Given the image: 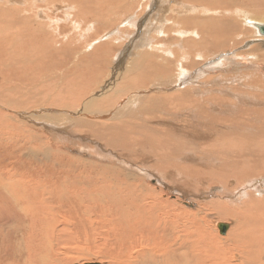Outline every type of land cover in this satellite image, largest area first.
<instances>
[{
	"label": "rangeland",
	"instance_id": "374dc122",
	"mask_svg": "<svg viewBox=\"0 0 264 264\" xmlns=\"http://www.w3.org/2000/svg\"><path fill=\"white\" fill-rule=\"evenodd\" d=\"M20 1L22 0H4L0 4V13L2 9H5L3 13L11 17L8 27H0V50L2 52V55L0 54V62H3L0 63V97L5 100L16 98L20 100V96L26 94L32 96V99H36L37 104L30 102L29 104H23L20 108L9 110L2 106L3 104L0 102V158L8 154V157L5 158L6 161L9 163L13 162L14 165L16 163L17 154L12 150L10 144L7 143L20 139L13 126L15 121H12L13 119L11 118V116H15L21 122V125L25 127L22 129H27L28 134L31 135L32 147L35 146L36 150L38 146L37 154L31 158H24L28 149L21 150V156H18L23 162L21 164L27 168L31 164L32 166L36 165L35 170L38 178L43 183L47 182L45 185L48 182H53L52 185L59 182V185L63 183L62 186L65 190L70 186H83L85 188L94 186V182H101L98 177L99 170H92V168L87 170L84 165L89 167V165L95 163V166L104 165L106 168L110 166L109 168H116L117 172H128L133 177H137L145 186L164 192L165 196L163 198L174 199L180 204L184 205L187 200H189L188 202L198 200L199 204L202 202L207 204L208 201V203H212L213 208L211 207L206 211V217H210L211 222L214 224L216 236L220 239H226L227 236L232 235L227 245L223 247L226 255L221 250L219 256L226 260V264L235 263L239 257V250L234 249L233 244L239 245L247 241L249 232L254 229L260 231L261 224L257 216L260 213L257 211V206H253L249 202L243 206V202L248 199L247 192L252 191L251 189H256L254 191H256L258 198H264V173L252 174V169L246 166L245 170L247 169V172H251L243 175V177L252 176V179L248 183L239 185L240 181L233 178V174L236 175L239 169L237 166L239 164L237 161L239 160L234 159L232 164H230L233 174L228 173L225 176V173L230 172V170L225 172L224 167L209 166L210 164L195 166L198 163L195 158H181L179 162L172 158L177 156V154L173 155L175 149L186 154L187 150L193 147L185 139L192 140L191 132L194 133L196 130L195 126L198 122L192 123V120L197 119L199 113L206 114L205 111H207L206 115H213L207 108H203L205 111L201 109L199 113L193 112L194 105L201 102L199 99L202 101H205L206 98L228 99L231 101L230 105L220 103L216 105L215 109L218 111L224 109V113L233 115L239 120L243 117L252 116V120L250 119L249 121L250 125L256 127L259 124L262 119L260 112L264 109V36L259 34L258 31L255 32L249 22H244L245 27L241 25L240 27L245 28V31L240 36L235 37L234 40L237 42L234 45L212 52L207 58L203 59L206 55L203 57L199 55L189 56L185 50H182L181 45L184 40L191 38L189 35L191 27H182L180 24L173 22L174 18L182 13L191 14V16L203 15L204 17L222 15L219 9L209 6L206 8V13L201 12V8L204 7L197 4L196 0L184 1L182 2L184 5H181L178 0H147L144 1V7H141L143 2L139 1V3L136 2L133 5L134 8L131 12L128 11V8L122 7L121 13L117 14L112 11L116 10L121 2L117 5V2L104 1L100 6L103 12L102 17L101 15L97 16L95 22H90V19H86V23H79L80 19L74 18L79 11H76L77 8L74 9L69 4L55 3L50 6L48 3L46 6L43 0H25L27 2L26 10L32 9L33 3L44 8L41 14L32 9V13H29V18H22L26 27L36 30L35 45L37 47L40 46V51L44 53V55L40 56L41 60H44L42 62L38 60L36 52L30 51L26 47L20 49L22 45L20 41L21 26L23 27V25L12 11L14 8L21 9L19 6ZM205 3H207V0L201 1V4ZM257 6L260 5L248 6L244 7V9L248 10ZM165 7H168V10H164ZM109 8L111 9L110 11H108ZM48 13H50V16L52 13L57 14V26H46L44 28L46 30L39 31L38 25L42 21H48ZM253 15L252 13L248 15L247 11H244L243 15H237L235 12L232 14L236 18L244 16L246 19ZM251 18L257 19L256 16ZM74 19L76 20L74 21ZM239 20L241 21V19ZM5 24H8V22L0 18V25ZM40 38L44 40L40 42ZM178 38H182L183 41L181 40L180 42ZM45 40H47V43L42 44ZM139 40H144L143 44L134 47V43ZM54 49L57 52L67 49V53L62 57L58 56L54 63L53 61L47 62L51 56V51ZM180 52L184 58H181ZM136 53H139V57L143 59L140 58L139 60ZM132 57H134V60L137 58V61L134 64H130L132 67H129V69V60ZM192 62H198V64L191 66ZM180 68L187 75H185L186 80L179 86L168 87L166 82L162 84L157 77L163 72L169 77V82H172L181 71ZM59 73L61 75H58ZM132 80L134 83L130 82ZM138 81L140 82L138 83ZM196 81L197 83L199 81L202 82L196 86ZM189 84L195 85L188 90L191 95L189 96L185 93L181 94L179 98L182 102L192 105L184 110L183 108L181 110L178 108L177 111L174 108H166L165 110L159 108L158 105L161 102L167 101L164 95H169L172 92L174 93V91L180 93L186 90ZM238 87L244 89L240 90ZM236 90L237 92H235ZM99 93L100 96H97ZM206 94L212 95V97H207ZM133 95H141L148 98L136 105L137 118L135 115L130 119L127 126L122 130V138L120 140L116 139L113 144L109 135L98 133L95 127L87 129L80 123L75 124L81 117L109 123L113 120L110 119V116H115L118 112L125 111L123 105L128 102V99L134 97ZM54 97L61 98L57 100L62 104L55 100V104H53L52 98ZM137 97H134V99H137ZM96 99H99V101ZM90 100H94V103L90 104ZM156 100H160L158 104H154L156 105V110L151 109V114L148 111H143L140 114L142 108L149 107ZM93 104L95 105L93 106ZM14 105L19 106V103H14ZM90 105L93 106L91 108L93 111L97 109L101 114L82 113L83 108ZM117 110L119 111L116 112ZM163 111H169L167 114L172 116L165 118V112ZM57 112L65 113L67 116H64L67 119L59 122V125H53L51 122L50 124L46 123L48 119H45L44 116L48 114L57 115ZM101 115L103 117L108 116V120H106L107 118H102ZM24 117L35 119L38 122L37 126H32V123L28 122ZM142 117L144 118L143 120ZM210 117L208 116L207 119ZM143 121L149 125L156 124L157 127L163 129L168 140L165 141L163 137V146L158 147V144L155 145L156 151L162 155H156L158 159L155 165L158 166V163L160 165L163 164L161 167L162 172L168 168L165 174L175 175L173 179L176 176L179 177L178 181L163 178L160 176V172L155 171L157 169H152L155 159L153 156L149 157L144 150H149V142H157V138L160 136H154V139L151 140L146 133V137H142L139 132L141 128L137 124ZM232 122L238 121H227L224 124L218 123L217 126L225 128V126L234 127L241 125H233L231 124ZM75 125L78 126L76 127ZM185 125L191 126L187 127ZM6 127L9 128L4 132ZM50 128L53 130L51 131ZM186 130L188 131L186 132ZM58 131H61L60 135ZM114 131L116 133L120 132V130ZM32 133L34 141L32 140ZM21 135L20 144H23L25 138L22 133ZM225 135L227 134L225 133L224 137H226ZM195 136L197 141L198 134L195 133ZM251 136L248 129L244 132L243 138L247 139L251 138ZM223 139H221V142L225 140ZM160 141L161 139H159L158 143ZM198 142H200L201 146H204L211 144L212 141L199 139ZM216 143H219V141ZM26 144L29 147V144ZM226 146L230 149L236 148L237 145L232 143ZM110 147L120 156L125 157V159L115 155ZM152 150H154V146H152ZM222 150L227 149L222 146ZM109 151H112V153ZM139 152L143 155L139 156ZM247 153L246 151L244 156ZM165 155H173L169 162L176 165L169 167V164L164 162L167 159ZM247 157L250 158L251 156L247 155ZM180 161H183L182 165L193 164L196 168L193 166V170L186 169L180 164ZM82 164L84 165L82 166ZM177 164L180 165L175 171ZM149 166L150 168L148 169ZM2 172L4 171L0 168V176ZM43 174L45 175L43 176ZM91 176L93 178H90ZM159 177L160 179H158ZM221 177L228 180L224 182ZM77 178H80L84 184H78L75 181ZM66 179L70 181L67 182ZM164 183L167 185L166 187L162 185ZM99 186L104 185L100 183ZM169 186H171V189L168 190L167 187ZM234 187H238V189L233 190ZM74 220V225L72 227L71 225L68 226L70 239H67L66 243L73 247L78 244L76 242L78 240L77 237L81 236L82 239L84 238L81 243H87L89 249L95 255L98 251L104 255L96 241L100 232L99 229L95 230L94 228L96 222L90 225L84 218L78 217L74 218ZM218 222H225L229 225L224 234H220L221 232H219L217 227ZM86 229H92V232L87 237L88 241L84 237ZM231 252H233L232 255ZM258 259V262L262 261L260 264H264V257ZM97 261L92 256H86L69 260L66 264H111L105 260Z\"/></svg>",
	"mask_w": 264,
	"mask_h": 264
},
{
	"label": "bare ground",
	"instance_id": "6f19581e",
	"mask_svg": "<svg viewBox=\"0 0 264 264\" xmlns=\"http://www.w3.org/2000/svg\"><path fill=\"white\" fill-rule=\"evenodd\" d=\"M43 1L46 6L48 3L50 6L55 3H63L71 5L74 9L77 8L76 11L78 10L79 12L74 18H79V23H86V19H90V22H95L97 16L101 15L102 17L103 12L100 9V6L104 1L117 2V5L121 2L116 10L112 11H115L117 14L121 13L122 7L128 8V11L131 12L134 8L133 5H135L136 2L139 3V1L143 2L141 7H144V1L147 0ZM178 1H180L181 5H184L182 2L188 0ZM201 1L203 0H196L197 4L203 5L204 7L201 8V12L206 13V8L209 6L214 9H219L222 15L204 17L203 15L191 16V14L182 13L180 16L174 18L173 22L180 24L182 27H191V30H189L191 38L184 40V45H181L182 50H185L189 56L199 55L200 57H203L206 55L203 58L205 59L212 52L234 45L237 42L234 40L235 37L240 36L245 31V28L240 27V25L245 27L244 22H249V24L255 29V32L258 31L259 34L264 36V33L262 32L264 28V0H207V3L205 4H201ZM1 2H4V0H0V4ZM20 2L19 6L21 9H12L15 17H17L23 25V27L21 26L22 32L20 34V41L22 44L20 49L26 47L30 51L32 50L36 52L38 60H41L40 56L44 55V53L40 51V46L37 47L35 45L37 36L36 30L31 27H26L22 18H29V13H32V9H34L38 14H41L44 8H41L38 4L33 3V8L26 10L27 2L25 0ZM255 5L260 6L252 7L248 10L244 9V7ZM4 10L5 9L1 10L0 18L5 19L8 24L0 25V27H8L11 19L10 16L3 13ZM110 10L111 9L109 8L108 11ZM164 10H168V7H165ZM244 11H247L248 15L249 13L254 14L253 16H256L257 19H252L251 17L253 16H249L247 19L244 18V16L242 18L232 16L234 12L237 15H243ZM56 15L57 14L52 13L50 16V13H48V21H42L39 23V31L46 30L44 29L46 26H57ZM239 19H241L242 22ZM75 20L76 19H74V21ZM58 29L60 28L58 27ZM41 40L44 39L40 38L39 41L41 42ZM178 40L181 42L182 38H178ZM143 42L144 40H139L137 43L135 42L134 47L140 46ZM45 43H47V40L42 42V44ZM42 50L44 51V49ZM66 53L67 49L61 52H57L56 49H54L51 51V56L48 58L47 62L53 61L54 63L58 56L62 57ZM0 54L2 55L1 50ZM139 55L140 54L138 53L137 56L140 60L141 57H139ZM180 56L181 58H184L181 52ZM136 59L134 60V57H132L129 60L128 68L132 67L130 64H134L135 61H137ZM41 61L44 62V60ZM196 64H198V62H192L190 65L194 66ZM180 70L181 71L178 76H176L173 80L171 79L172 82H169V77H167V75L163 72L157 77L162 84L166 82L168 87L179 86L186 80L185 75H187V73L182 72L181 68ZM58 75L61 74L59 73ZM20 79L23 81L22 78ZM202 81H199L198 83L200 84ZM130 82L132 83L133 80ZM139 82L140 81H138V83ZM198 83L196 86H198ZM193 86L195 85L189 84L186 90H183L180 93L174 91V93L172 92L169 95H164L167 98V101L161 102L158 105L159 108L161 110L174 108L175 111H177L178 108L180 110L183 108L184 110L186 107L192 105L182 102L179 97L181 94L185 93L190 96L191 92L188 90ZM243 89L244 88H241L240 90ZM235 92H237V90ZM239 94H241V92H239ZM206 95L207 97H212V95ZM97 96H100V93L97 94ZM136 96H138L137 99H134ZM20 97V100H18V98L5 100L0 97V102L3 104L2 106L9 110L20 108L23 104H29L30 102H35L34 104H37L36 99H32V96L30 95L22 94ZM134 97L128 99V102L123 105L125 108L124 112H118L119 110H117L116 112L118 113L115 116H110V119L113 120L109 123L105 121H96L95 119L90 120L87 119L88 117H81L75 124L80 123L87 129L95 127L98 133H106L109 135L111 137V143L113 144L116 139L120 140L122 138V130L127 126L130 119L135 115L137 118L136 105L148 98L142 97L141 95H135ZM31 99L32 101H30ZM57 99L61 98H52L53 101L55 100L56 102L62 104ZM96 100L99 101V99ZM199 100L201 102L194 105L193 112L195 111L196 113H199L201 109L207 108V110L213 113V115H206L207 111L203 109L206 114L199 113L198 118L192 120V123L198 122L195 126L196 130L194 133L188 129L192 133V140L185 138L186 141L188 140L187 142L193 147L188 149L186 154L175 149L173 151V155L177 154L176 158H172L173 155H165V158L167 159H163L164 162L168 163L169 165H167L171 167L173 164L169 162L170 158L177 160V162H179V159L181 158H195L198 162L195 166L210 164L209 166L215 165L216 167H224L223 169L225 172L230 170V172H224L225 176H227L228 173L233 174L230 169V164H232L234 159L239 160L237 161L239 163L237 165L239 167L237 174H233L235 176H233V178L240 181L239 185L248 183L252 179V176L243 177V175H247L251 172H247V169L245 170L246 166H249L252 169V174H260V172L264 173V109L260 112L262 114V119L259 124L254 127L250 125L249 122L250 119L252 120V116L243 117L239 120L233 115H227L228 113H224V109L221 111L215 109L216 105L220 103L230 105L231 101L228 99L206 98L205 101H202L201 99ZM55 101L53 104H55ZM242 101L244 100L242 99ZM159 102L160 100H156V102H152L149 107L146 106V108H142L140 114L143 111H148L149 114H151L150 110H156V105L154 104H158ZM14 103H19V106L14 105ZM92 103H94V100H90V104ZM38 105H40V103H38ZM94 105L95 104H93V106ZM93 106L90 105L83 108L82 113H90L93 115L95 113L100 115V111L98 112L97 109L96 111H93L91 109ZM168 112L169 111L165 112V118H170V116H172H169L167 114ZM57 113V115L48 114L47 116H44L45 119H48L46 123L50 124L51 122L53 125H59V122L67 119V115L65 113ZM208 116L211 117L207 119ZM107 117L108 116H102V118ZM11 118L13 119L12 121H15L13 126L20 139L18 138L15 141L7 142L10 144L12 150L17 154L15 165L13 162L9 163L6 161L5 158L8 157V154H6L3 158H0V168L4 171L0 176V264H66L69 260L86 256H92L94 259L98 260L97 262L105 260L111 264H226V260L223 259V257L221 258L219 253L222 250L226 255L223 247L227 245V242L231 239L230 236L232 235L227 236L226 239H220L216 236L214 224L211 222L210 217H206V211H208L211 207L213 208L212 203H208L207 201V204H204V202L199 204L198 200L192 202H188L189 200H187L184 205L180 204L174 199L169 200L167 197L163 198V196H165L164 192L159 189V191H156L151 187L145 186L137 177H133L128 172H117L114 167L109 168V166L106 168L104 165L95 166V163L89 165V167L84 164H82V166L84 165L87 170L90 168H92V170H99L98 177L101 181L100 183L104 186H99L100 183L94 182V186L89 188H85L83 186H70L67 190H65L62 186L63 183L62 185H59L58 182L52 185L53 182H48V184L45 185L47 182L43 183L38 178V174L35 170L36 165L32 166L31 164L28 168L22 166L21 163L23 162L20 160V157H18L21 156V150L28 149L24 158H31L37 154L38 146L36 150L35 146L32 147L33 145L30 139L31 135L28 134L27 129H22L25 127L21 125V122L15 116H11ZM24 118L28 122L32 123V126H37L38 122L35 121V119ZM143 119L144 118L142 117V120ZM106 120H108V118ZM227 121H238L232 122L231 124L241 125L234 127L225 126V128L217 126L218 123L224 124ZM8 124L10 125L9 122ZM137 125L141 128L139 132L144 138L146 137V133L151 140L154 139V136H160L157 138V142L150 140L149 150L144 151L148 153L149 157L153 156L155 159L152 169H157L155 171L158 173L160 172V176L163 178H168L169 180L173 179L175 175L165 174V171L168 169L167 167V169L162 172L161 167L163 164L160 165L158 163V166L155 165L157 162L156 160L158 159L156 155L162 156L161 153L156 151L157 149L155 148V145L158 144L157 146L161 147L163 146V139L165 138V141L168 140L163 129L157 127L156 124L149 125L145 121L138 123ZM248 125L250 126L248 127ZM185 126L189 127L191 125ZM8 128L9 127H6L4 132H6ZM67 128L69 127L67 126ZM248 129L252 135L251 138H243L244 132ZM50 130L52 131L53 129L50 128ZM114 130H120V132L116 133ZM188 130H186V132ZM60 132L61 131H58L59 135ZM21 133L25 138V142L23 144H20V140L22 139ZM195 133L198 134L197 141L195 140ZM225 133L227 134L225 135L226 137L229 136L228 138L224 137ZM33 136L34 135L32 133V140L34 141ZM223 138L226 139L224 140ZM159 139H161V141L158 143ZM199 139L212 142L209 145L201 146L200 142H198ZM221 139L224 141L221 142ZM217 141H219V143H216ZM26 143L29 144L30 148ZM232 143L237 145L236 148L228 149L226 145ZM152 146H154V150H152ZM222 146L227 150L221 151ZM246 151L248 152L247 155L251 156L250 158H248L247 155L244 156ZM109 152L112 153V151ZM113 153L125 159V157L120 156L114 149ZM46 154L48 155V153ZM141 155L143 154L139 152V156ZM182 162L183 161H180L181 165ZM180 164H177V167L174 169L175 171L178 169V165ZM182 166L186 167V169L193 170L194 165L183 164ZM117 174L123 175L118 176ZM44 175L45 174H43V176ZM180 175H182V173H180ZM90 178H93V176ZM178 178L179 177L176 176L173 180L178 181ZM158 179H160V177ZM221 180L226 182L228 179L221 177ZM75 181L78 184H84L80 178H77ZM164 184L162 185L166 187L167 185ZM39 187H41V189H39ZM167 188L169 190L171 189V186ZM234 189H238V187H234L233 190ZM251 190L252 191L247 192L248 199L243 202V206H245L247 202L253 206H257V211L260 213V215H257L261 224L260 231L258 229H254L249 232V239L247 241L239 245L233 244L234 249L239 250V257L235 263L229 264H260L262 261L258 262V258L264 257V198H258L256 196V191H254L256 189ZM78 217L84 218L90 225H93L96 222V226L94 228L95 230H100L96 241L99 249L104 255H102L100 251H98L95 255L92 250L89 249L87 243H81L84 240L81 236L77 237L78 240L76 242L78 244L73 247L66 243L67 239H70V236L68 235V226L71 225L72 227L75 223L74 218ZM217 227L219 232L222 231L220 234H224L229 225L225 222H218ZM90 232H92V229H86L84 231L86 241L89 240L87 237ZM232 253L233 252H231V255Z\"/></svg>",
	"mask_w": 264,
	"mask_h": 264
},
{
	"label": "water",
	"instance_id": "95a60500",
	"mask_svg": "<svg viewBox=\"0 0 264 264\" xmlns=\"http://www.w3.org/2000/svg\"><path fill=\"white\" fill-rule=\"evenodd\" d=\"M262 32L264 33V28H263ZM221 232H222V231H221Z\"/></svg>",
	"mask_w": 264,
	"mask_h": 264
}]
</instances>
